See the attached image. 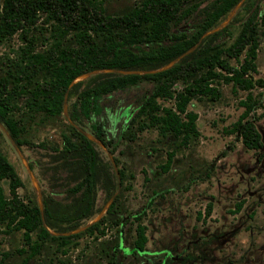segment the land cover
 I'll list each match as a JSON object with an SVG mask.
<instances>
[{"label": "rangeland", "instance_id": "374dc122", "mask_svg": "<svg viewBox=\"0 0 264 264\" xmlns=\"http://www.w3.org/2000/svg\"><path fill=\"white\" fill-rule=\"evenodd\" d=\"M138 1L102 0L110 13L122 12ZM211 2L201 0L175 29L193 28ZM257 2L261 13L262 0H250L247 8ZM247 8L235 9L230 19L226 15L219 22L223 25L229 19L226 24L230 23L232 30L224 42L238 34ZM34 31V49H46L43 36H49L48 30L42 29L43 35ZM25 45L19 33L0 40V75L19 59ZM242 58L243 54L239 60L228 59L238 65ZM102 71L107 70L77 78L58 115L28 114L24 98L17 99L12 114L24 127L21 155L0 126V149L24 182L17 194L25 201L35 197L42 209L46 201L50 214L45 217L43 211L42 220L49 231L60 232L53 235L65 237L47 239L41 251L25 261L27 251H20L27 247L22 231L8 230L0 223V264H264V25L259 29L256 71L251 72L255 80L252 93L258 104L248 117L261 134L260 148L245 146L238 132L231 130L244 109L240 100L247 90L222 79L216 81L219 98L195 95L186 105L198 115V134L191 135L187 143L182 134L161 133L156 127L140 130L141 116L135 121L132 117L153 87L142 80L99 94L100 112L92 111L82 120L84 129L102 122L109 141L108 147L96 146L95 184L83 199L82 190L74 188L84 175L82 160L65 149L62 134L76 140L69 124L78 129L71 116L77 94L97 83ZM189 81L178 80L175 91ZM158 100L173 105L172 98ZM21 156L32 163L39 192ZM2 185L11 196L7 180L3 179ZM111 192L117 199L100 224L103 232L87 230L84 226L97 217ZM114 218L120 219L118 224L112 222ZM138 224L146 227L143 250H136L133 242Z\"/></svg>", "mask_w": 264, "mask_h": 264}, {"label": "trees", "instance_id": "16d2710c", "mask_svg": "<svg viewBox=\"0 0 264 264\" xmlns=\"http://www.w3.org/2000/svg\"><path fill=\"white\" fill-rule=\"evenodd\" d=\"M200 1L139 0L122 12L110 13L102 0H0V40L15 33L26 40L19 59H15L6 73L0 75V122L21 146L25 142L21 138L24 127L12 114L18 98H24L28 114L39 113L45 117L58 115L63 111L64 94L70 82L82 73L103 68L153 70L98 72V82L78 92L71 111L73 120L79 124V128L108 147L109 141L104 136L102 122H94L90 129H84L82 120L92 111L100 112L97 103L99 94L147 80L153 84L152 90L132 120L141 116L138 124L140 130L156 127L161 133L176 136L182 134V141L187 143L191 135L198 134V115L188 110L186 105L195 95L207 96L212 100L219 98L220 90L216 81L222 79L247 90L245 98L240 100L244 109L231 125V130L238 132L245 146L260 148L261 134L254 121L248 117L258 104V99L252 93L255 80L251 72L256 71L259 29L264 25V10L259 13V2L248 9L250 0H243L239 9L247 8L246 16L238 34L226 43V38L232 35L230 23L202 35L215 27L240 0H212L193 23V28L175 29ZM36 29L42 35V29L49 32V36H43L47 47L42 51L34 49ZM181 54L170 66L157 69ZM242 54L243 58L238 65L228 59L239 60ZM178 80L190 81L182 90L175 91L174 84ZM158 98H172L173 105H163ZM69 126L73 134H76V140L63 133V142L67 151L76 153L82 160L84 175L74 188L82 190L81 197L85 199L95 184L96 146L100 145L76 126ZM29 164L32 169V163ZM119 172L124 177V171L119 169ZM3 179L7 180L11 196L5 192ZM22 186V178L0 149V223H5L8 230L22 231L27 247H20V251H27L24 259L27 261L41 251L47 239L65 237L51 234L43 225L35 197L26 201L19 197L17 188ZM116 199L117 195L107 207L106 213L87 230L103 232L100 224L113 211ZM210 207L209 204L208 211ZM43 211L45 217L50 214L46 201ZM119 220L114 218L112 222L118 224ZM145 230L143 224L136 227L133 241L136 250H143L145 246Z\"/></svg>", "mask_w": 264, "mask_h": 264}, {"label": "water", "instance_id": "95a60500", "mask_svg": "<svg viewBox=\"0 0 264 264\" xmlns=\"http://www.w3.org/2000/svg\"><path fill=\"white\" fill-rule=\"evenodd\" d=\"M242 1H243V0H240V1H239V2H238V3H237V4H236V5H235V6H234L229 12H228L227 15H229V19H230V17H231V14H232L233 10L238 9L239 6H240V4L242 3ZM229 19H228V20H229ZM228 20H227L223 25H220L221 23H218L215 27H213L212 29H210V30L206 31L205 33H203L202 36H204V35H206V34H208V33H211V32H213V31H216V30H218L219 28L223 27L224 25H226V23L228 22ZM191 49H193V47H192ZM191 49H189L188 51H190ZM188 51L184 52L183 54L187 53ZM183 54H181L180 56H178V57H176L175 59L171 60L168 64H165L164 66H162V67H160V68H157V69H163V68H166V67L170 66V65L173 64L175 61H177L178 58H180ZM157 69H154V70H157ZM99 70H102V69H97V70H93V71H88V72H85V73H82V74L78 75L77 77H75V78L70 82L68 89L70 88V86H72V85L74 84V82L77 80V78H79V77H81V76H83V75L90 74V73H92V72H94V71H99ZM103 70H107V71H116V72H120V73L153 71V70H138V69H128V70H124V69H115V68H103ZM68 89L66 90V92H65V94H64L63 108H64V106H65V96H66V94H67ZM0 126L2 127V129H3V131L6 133V135H7V136L11 139V141L14 143V145L16 146V148H17L19 154L21 155V152H20V150H19V145L16 143V141L14 140V138L11 136V134L8 132V130L6 129V127H5L1 122H0ZM78 129H79L80 131H82V132H83L88 138H90V139L96 141L98 144H101L102 146L106 147V146L103 144L102 141H100V140H98L97 138H95V137H94L92 134H90L89 132L84 131L83 129H81V128H79V127H78ZM21 157H22V159H23V161H24V164H25L26 168L28 169L29 173L31 174L30 176H31V178H32L33 184L35 185V188H36L37 191L39 192V184H38V180H37V179L35 178V176L33 175L29 162L25 159L24 156H21ZM115 195H116V194L113 193V194L109 197L108 201L105 203L104 207L102 208V210L100 211V213L97 215V217H96L94 220H92L91 222H89L88 224H86L84 227H88V226H90L92 223H94V222H96L98 219H100V217L103 215L104 210L107 209V207L109 206V204L111 203V201L113 200V198H114ZM38 204H39V203H38ZM39 208H40V212H41V216H42L43 209H42V205H41V203L39 204ZM42 221H43V220H42ZM43 225L46 226L45 223H44V221H43ZM46 227H47V226H46ZM84 227H82V228H84ZM50 233H51V234H59L60 232H53V231H50Z\"/></svg>", "mask_w": 264, "mask_h": 264}]
</instances>
